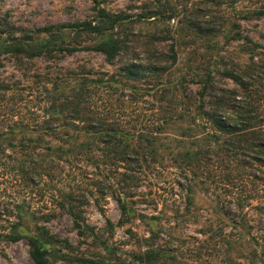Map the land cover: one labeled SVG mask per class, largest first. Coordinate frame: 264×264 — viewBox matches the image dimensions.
Returning <instances> with one entry per match:
<instances>
[{
  "label": "trees",
  "instance_id": "trees-1",
  "mask_svg": "<svg viewBox=\"0 0 264 264\" xmlns=\"http://www.w3.org/2000/svg\"><path fill=\"white\" fill-rule=\"evenodd\" d=\"M94 2L98 11L94 20L35 29L20 36L14 28H8L6 36L0 32V70L5 57L21 67L25 59L51 58L56 51L73 53L84 35L96 36L88 47L109 62L138 59L140 52L130 49V41L160 45L170 37L165 30L148 35L123 29L135 20L165 19L159 7L147 6L132 16L107 11L99 0ZM224 4L239 17L218 16L222 11L217 7ZM215 5V9L206 5L197 10L188 27L193 37L198 41L224 35L227 41H242L246 59L220 70V54L212 55L205 69L198 68L206 73L200 77L196 95L178 97L183 83L164 78L163 62L136 63L130 58L115 72L68 70L64 78L39 73L28 84L0 77V219L5 223L1 240L26 239L36 264H58L64 256L89 264H126L112 258L115 254L107 241L100 243L107 256L64 254V239L47 223L66 211L80 236L99 238L96 227L86 219L85 207L91 196L103 208L102 199L111 193L121 210L120 224L139 219L155 234L161 217L137 207L142 199L139 187L145 171L166 157L186 179L178 185L186 190L188 211L197 203L198 180L205 179L215 188L227 189L238 211L218 200L212 201L214 214L244 227L248 222L244 209L253 200L264 202V44L243 34L238 20L264 17V0H217ZM0 25L9 26L1 19ZM63 28L64 39L58 37ZM71 33L78 39L74 43L68 40ZM170 39L169 51L176 62L175 38ZM213 42L212 46L218 44ZM216 69L235 86H216L212 75ZM158 93L162 95L157 98ZM141 95H152L161 105L147 108ZM64 175L73 177L74 184L64 188ZM107 226L113 233L115 224L109 218ZM65 243L70 245L68 240ZM133 257L140 264H156L171 255L161 247H149Z\"/></svg>",
  "mask_w": 264,
  "mask_h": 264
},
{
  "label": "rangeland",
  "instance_id": "rangeland-1",
  "mask_svg": "<svg viewBox=\"0 0 264 264\" xmlns=\"http://www.w3.org/2000/svg\"><path fill=\"white\" fill-rule=\"evenodd\" d=\"M99 1L107 11L124 12L132 16L141 13L147 6L152 10L161 8L165 19L157 21L152 17L141 22L135 20L126 23L123 29L128 30L129 33L148 35L158 30H165L170 37L160 45H153L148 40L143 43L130 41V49L138 50L140 57L138 59L123 57L109 62L102 53L88 47L94 44L96 36L84 35L79 39L81 44L76 45L78 49L75 52L56 51L51 58L25 59L21 67L16 66L13 58L5 55V67L0 70V77L9 81L23 80V83L28 84L39 73L64 78L68 70L115 72L130 58V62L136 63L163 62L161 64L166 66L164 78L182 81V87L179 85V90L176 92L178 97H181L182 93L186 96L196 95L201 88L200 77L206 73V70L198 68L204 66L205 69L208 61H213L212 55L220 54L221 61L217 63V69L220 70H223L224 66L233 67V64L246 59L240 48L242 41H227L224 35L209 36L206 39L204 37L197 41L188 28L195 21L198 9L202 10L206 5L215 9L217 0ZM217 8L218 11H222L220 14L217 13L218 16L226 13V18L239 17L234 9L226 4ZM97 14L94 0H0V19L9 24V26L0 25V32L6 36L4 32H7L8 28H14L12 30L20 36L35 29L94 20ZM238 22L241 23L243 34L264 44V17L239 19ZM58 37L64 39V28ZM171 37L175 38L176 62L172 61L169 51V45L173 42ZM68 40L74 43L78 39H75V34L71 33ZM215 40L218 44L212 46L216 44L213 42ZM217 69L212 72L216 86L234 87V82L223 77ZM210 92L214 94V90ZM161 95L162 93H158L157 98ZM140 98L144 100L142 104L147 108L161 105L152 95L144 97L141 95ZM152 113L153 111L149 112ZM171 131L177 132L174 129ZM170 135L172 136V133ZM172 164V161L166 157L156 166L152 165L145 171L144 181L139 187L142 199L137 207L149 215L156 214L161 217V222L156 225L155 234L151 232L149 225L139 219L120 224L121 210L111 193L106 194L102 199L103 208L96 204L95 197L90 196V203L85 207V216L87 221L96 227L99 238L80 236L74 227L73 217L66 211L47 223L53 233L64 239L67 248L64 249V254L70 257L94 259L100 254L107 256L106 251L100 247L101 242L107 241L115 254L112 258H119L126 264H140L134 261V254L142 253L149 247H161L171 255L169 258L158 260L156 264H264V202L253 200L252 206L244 209L248 213V222L244 227L234 226L229 221L219 219L212 210L214 206L212 201L223 200L225 206L232 208L237 214L236 206L230 201L232 196L228 195L230 192L225 188H215L208 180L199 179L197 203L191 205V210L188 211L186 190L178 185V181L185 184L186 179L179 170L171 167ZM71 184H74L73 177L64 175V188ZM176 210L179 213H176ZM108 218L115 224L113 233H109ZM3 224L5 223L0 219V230ZM131 230L136 235L132 234ZM66 240L70 245H66ZM57 262L58 264H89L65 256ZM0 264H36L27 240L12 242L0 239Z\"/></svg>",
  "mask_w": 264,
  "mask_h": 264
}]
</instances>
